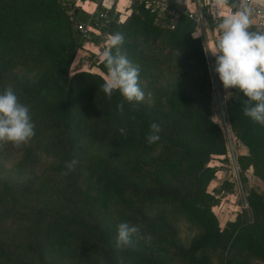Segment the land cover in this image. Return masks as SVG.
I'll return each mask as SVG.
<instances>
[{
    "label": "trees",
    "instance_id": "obj_1",
    "mask_svg": "<svg viewBox=\"0 0 264 264\" xmlns=\"http://www.w3.org/2000/svg\"><path fill=\"white\" fill-rule=\"evenodd\" d=\"M128 9L100 34L122 33L121 53L139 66L145 100L135 108L119 91H102L101 57L99 72H71L82 47L73 0H0V92L11 86L35 125L28 143L0 144V264H264V191L250 188L247 207L222 228L212 210L219 190L207 189L217 171L208 163L229 150L212 119L195 20L182 11L172 17L170 8L160 15L143 0ZM246 99L230 88L224 113L247 149L237 156L241 176L251 167L264 181V125L244 115ZM153 122L160 139L149 144ZM73 158L75 169L62 175ZM121 222L151 239L117 249ZM180 222L196 231L187 246L176 240Z\"/></svg>",
    "mask_w": 264,
    "mask_h": 264
},
{
    "label": "clouds",
    "instance_id": "obj_2",
    "mask_svg": "<svg viewBox=\"0 0 264 264\" xmlns=\"http://www.w3.org/2000/svg\"><path fill=\"white\" fill-rule=\"evenodd\" d=\"M227 0H215L217 6H222ZM253 3L259 0H252ZM240 11L224 16L219 23L222 32L215 45L206 51L215 56L214 71L225 89H239L247 98L244 101L242 112L252 120L264 125V32H249L250 7L248 0H240ZM124 35L120 32L108 37V50L104 51L101 59L105 63L108 73L102 91L111 98L114 91L133 108L145 100V92L139 82L140 69L134 65L120 49L124 43ZM115 50L113 52L112 50ZM150 95V94H149ZM136 102V103H133ZM118 111H123V103L117 105ZM215 122V121H213ZM151 133L147 137L148 143L159 141L160 125L153 122L150 125ZM122 135L125 134L121 128ZM35 135V125L32 122L30 109L19 101L11 86L0 92V144L12 143L16 147L28 143ZM73 158L65 163L67 176L78 164ZM139 226L128 222L118 225L116 247L133 246V237H140ZM145 239H151V236Z\"/></svg>",
    "mask_w": 264,
    "mask_h": 264
},
{
    "label": "rangeland",
    "instance_id": "obj_3",
    "mask_svg": "<svg viewBox=\"0 0 264 264\" xmlns=\"http://www.w3.org/2000/svg\"><path fill=\"white\" fill-rule=\"evenodd\" d=\"M71 1V0H70ZM142 1V0H138ZM145 2V7L151 8L152 10H156L158 14L162 15L165 8L170 5V0H143ZM76 0H73L74 6ZM133 0L129 2V5L121 11L122 14L127 15L130 11H128V7L132 4ZM121 4V2H120ZM94 33L90 34V38L88 39L89 44H94L96 46L95 53L89 56V53H85L82 57L85 60H80L75 63L71 67V72H75L78 70H83V68L90 69V63L93 64L95 59H98L96 56L99 50H105L108 46V37L110 36L107 32H102L101 34L94 35ZM215 63L209 62V70L211 74V82H212V106H213V114L212 119L222 128L225 137L228 132V123L224 113V102L225 98L228 95L229 89H225L223 87L222 82L219 80L218 74L214 71ZM107 74L104 75L106 77ZM228 134V133H227ZM231 151L229 152V159L224 157L223 155H214L211 157L208 166H214L217 168L215 172L214 178L208 184V191L214 192V190H219L217 195L219 197V203L215 205L212 210L217 216L220 227L222 228L228 220H233L236 214L241 211L243 208L247 207L246 203V195L247 191L250 188H257L258 190L264 191V181L258 178L254 173L251 167H248L243 170L242 176L240 173V167L238 164V157L241 154L247 153V149L239 142L235 141L234 137L231 135ZM233 151V152H232ZM46 162L40 165V168L36 172L39 176L42 170L46 166ZM7 167L10 169V165ZM44 178V176H42ZM39 179V180H42ZM230 181L233 183V188L229 191L223 185L224 181ZM44 205L43 203H40ZM196 234V231L193 230L187 223L180 222L178 224V233L176 235V240L182 244L183 246H187L190 239Z\"/></svg>",
    "mask_w": 264,
    "mask_h": 264
},
{
    "label": "crops",
    "instance_id": "obj_4",
    "mask_svg": "<svg viewBox=\"0 0 264 264\" xmlns=\"http://www.w3.org/2000/svg\"><path fill=\"white\" fill-rule=\"evenodd\" d=\"M130 1L131 0H114L112 5V8L114 9L113 12H111L112 8L108 9L109 17L114 19L115 15L117 14L118 21H123L129 13L127 15H124L121 13V11L123 10V7H127L129 5ZM235 3L236 5L234 6V9H232L231 5L228 2H226L222 6H217L215 0H172L169 5L170 7H167L170 8L167 10V14L174 17L176 16L177 12H180L185 8L192 12L196 11L198 8L202 9L205 15V22L200 25H196L194 35L201 36L206 50L213 47L215 43L220 39L222 32L219 29V23L221 22L222 18L227 15L235 14L237 11L241 10L237 8L238 0H235ZM75 5L76 6L74 11V18L77 20V22L84 24L90 22V20L95 15H97L99 11L103 10L101 9V7H103L102 0H76ZM248 5L249 7L251 6V4ZM253 5L261 8V12L263 13V19L261 22H259L260 17L254 11L251 10L249 14L250 24L264 26V0H259V2L253 3ZM98 34L100 33L95 32L93 36ZM94 49H96V46L92 43L89 44V41H87L82 47L77 50L75 61L77 60L76 62H78L81 59L87 61L82 56L85 55V53H89V56L93 55L95 53ZM107 49L108 46L105 50ZM105 50H99V53L97 52L96 56L102 57L103 53L100 52ZM206 53L209 62L215 63V56H213L210 51H206ZM89 67V71L99 72V70L94 67L93 64L90 63ZM83 70L88 69L83 68Z\"/></svg>",
    "mask_w": 264,
    "mask_h": 264
},
{
    "label": "built area",
    "instance_id": "obj_5",
    "mask_svg": "<svg viewBox=\"0 0 264 264\" xmlns=\"http://www.w3.org/2000/svg\"><path fill=\"white\" fill-rule=\"evenodd\" d=\"M248 4H251L250 9L254 11L259 17L260 21L263 19V13L261 12V8L254 6L252 0H248ZM237 8L240 9V0H238L237 3ZM182 13L188 15L190 18L194 19L196 22V25H200L203 22H205V15L202 9H197L196 11L192 12L185 8L182 10ZM113 19L109 17L108 14V9L101 10L95 15L90 22L87 24L76 22L75 23V29L80 33L81 35V45L83 46L88 39H90V34L99 32L108 26L109 22L112 21ZM173 26H171L172 28ZM228 134L226 133V139H227V144H228V150L229 152L231 151V135L234 137L233 133L231 132L229 126H228ZM235 139V137H234ZM233 152V151H232Z\"/></svg>",
    "mask_w": 264,
    "mask_h": 264
},
{
    "label": "water",
    "instance_id": "obj_6",
    "mask_svg": "<svg viewBox=\"0 0 264 264\" xmlns=\"http://www.w3.org/2000/svg\"><path fill=\"white\" fill-rule=\"evenodd\" d=\"M113 2H114V0H102V6L107 8V9H111L112 5H113Z\"/></svg>",
    "mask_w": 264,
    "mask_h": 264
}]
</instances>
